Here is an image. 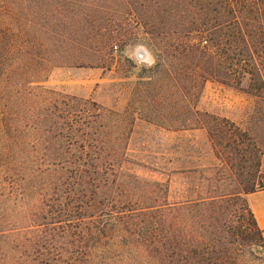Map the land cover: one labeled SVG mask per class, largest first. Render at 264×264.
Listing matches in <instances>:
<instances>
[{"label": "rangeland", "instance_id": "1", "mask_svg": "<svg viewBox=\"0 0 264 264\" xmlns=\"http://www.w3.org/2000/svg\"><path fill=\"white\" fill-rule=\"evenodd\" d=\"M212 6L204 0H0L3 228L23 236L28 226L48 221L37 213L38 189L60 168L46 164L61 152L73 155L72 162L76 142L89 138L99 157L94 179L117 199L151 204L230 195L238 184L228 175L230 164L251 174L256 160L257 188L264 189V86L251 75L240 85L204 81V60L184 51V44L207 46L197 28L206 12L215 22ZM257 8L254 16L264 17L263 6ZM251 24L259 30L254 19ZM250 53L248 64L262 67L264 76V38L250 43ZM224 134L236 147L229 166L210 140L220 149ZM166 187L169 196L160 194ZM12 249L9 264L38 263L33 250ZM243 250L245 264H264L263 251ZM107 253L112 264L123 260L121 249Z\"/></svg>", "mask_w": 264, "mask_h": 264}, {"label": "trees", "instance_id": "2", "mask_svg": "<svg viewBox=\"0 0 264 264\" xmlns=\"http://www.w3.org/2000/svg\"><path fill=\"white\" fill-rule=\"evenodd\" d=\"M204 2L217 5L216 11L211 10L217 17L211 22L205 13V23L197 32L207 39L203 40L207 46L184 44L186 57L204 60V81L236 79L240 85L251 75L264 86L263 68L248 64L252 58L250 43L264 38V17L254 16L255 11L256 15L261 12L259 5L264 14V0ZM248 15L255 17L259 30ZM221 17L227 20L219 23ZM224 135L220 149L210 135L214 153L223 163H234L236 147ZM76 143L79 152L72 162L73 155L61 152L46 164L47 169L60 168L56 178L50 175L38 189L41 206L37 213L40 221L47 222L28 226L22 236L3 228L8 220L0 219V264H9L13 244L17 252L18 248L33 250L38 260L34 264H112L107 252L115 249L124 252L120 264H245L244 247L264 252L263 232L246 200L247 195L259 190L260 160H256L251 174L239 172L230 164L228 175L238 180L237 191L230 195L139 204L109 196L100 179H94L100 172L94 141L89 138ZM160 194L169 196L170 188L160 190ZM50 227L57 236L49 233Z\"/></svg>", "mask_w": 264, "mask_h": 264}, {"label": "crops", "instance_id": "3", "mask_svg": "<svg viewBox=\"0 0 264 264\" xmlns=\"http://www.w3.org/2000/svg\"><path fill=\"white\" fill-rule=\"evenodd\" d=\"M247 204L257 221L258 227L263 232L264 238V189L246 196Z\"/></svg>", "mask_w": 264, "mask_h": 264}]
</instances>
